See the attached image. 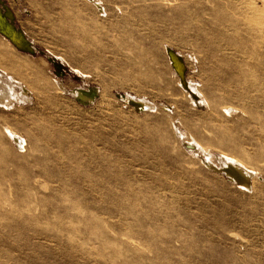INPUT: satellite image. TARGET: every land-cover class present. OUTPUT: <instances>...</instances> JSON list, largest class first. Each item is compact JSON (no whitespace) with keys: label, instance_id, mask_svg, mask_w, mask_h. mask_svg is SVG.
Segmentation results:
<instances>
[{"label":"rangeland","instance_id":"rangeland-1","mask_svg":"<svg viewBox=\"0 0 264 264\" xmlns=\"http://www.w3.org/2000/svg\"><path fill=\"white\" fill-rule=\"evenodd\" d=\"M4 1L0 264H264V0Z\"/></svg>","mask_w":264,"mask_h":264},{"label":"bare ground","instance_id":"bare-ground-1","mask_svg":"<svg viewBox=\"0 0 264 264\" xmlns=\"http://www.w3.org/2000/svg\"><path fill=\"white\" fill-rule=\"evenodd\" d=\"M90 1H92V0H90ZM92 2L95 4L97 9L103 10L98 2H96V1H92ZM3 4H6V2L4 0H3ZM6 6L8 7V11L11 13L12 24L18 30H17V32H10L9 33L7 30H8V28L11 29L10 25H8L7 29L6 28L4 29L3 21H2V20H4V18H2L3 14H2V11L0 10V18H1L0 20L2 21V23L0 22V40L5 42L11 49H13L15 51L28 53L26 51H23V50H20L19 48H17L15 46V44H13V42H12V41L17 42V40H19V38H17L16 34L18 36L23 35L30 42L31 47H32V51H34L33 44L27 38L25 32H23L21 30V28L16 24L14 12L11 10V8L7 4H6ZM9 38H11L12 41ZM23 45L24 44L20 43L21 47ZM165 55H166L167 63H168V66L172 72L173 77L176 79L177 83L183 89L185 94L188 93V95H190L192 100L197 104L198 94L195 91V89L192 87L191 83L186 78V65H185V62H184V59H183L181 53L177 52L176 50L172 49L171 47H166L165 48ZM9 87H11V88H9ZM13 92L14 91H13L12 86L10 84H8L7 81L2 76H0V101H5V102L11 101V98L13 96L12 95ZM96 92L97 91H96L95 87H87L86 89L78 88L75 91V95L81 101H89V100H92L94 98V96L96 95ZM125 100L136 109L141 108V107L149 104L147 101L137 99V98L131 97L129 95L125 96ZM15 139L18 141L17 138H15ZM20 144H22V143H20ZM235 160H236V162L232 161L230 158H226V161L221 165L220 168L225 173V175L228 177V179L232 180L233 182H235L241 186L248 187L250 180H251V175H252L250 168H248L243 162H241L237 159H235Z\"/></svg>","mask_w":264,"mask_h":264},{"label":"water","instance_id":"water-1","mask_svg":"<svg viewBox=\"0 0 264 264\" xmlns=\"http://www.w3.org/2000/svg\"><path fill=\"white\" fill-rule=\"evenodd\" d=\"M0 10L2 11V14H3L2 18H4V20H2L4 29L5 28L7 29L8 25H10L11 29L8 28L7 31L9 33L10 32H17L18 29H16L15 26L12 24L11 13L8 11V7L6 6V4H3V0H0ZM2 21L0 20L1 23H2ZM16 36H17V38H19V40H17V42L16 41H12V39L9 38L13 42V44H15V46L17 48H19L20 50L26 51L28 53H33L30 42L23 35L18 36L16 34ZM20 43H22L24 45L21 47Z\"/></svg>","mask_w":264,"mask_h":264}]
</instances>
